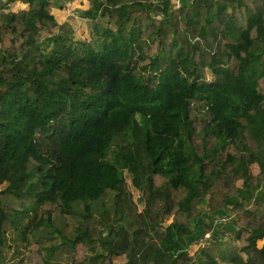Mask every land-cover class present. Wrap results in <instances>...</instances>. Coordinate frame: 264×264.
Segmentation results:
<instances>
[{
	"label": "trees",
	"instance_id": "16d2710c",
	"mask_svg": "<svg viewBox=\"0 0 264 264\" xmlns=\"http://www.w3.org/2000/svg\"><path fill=\"white\" fill-rule=\"evenodd\" d=\"M86 1L83 37L0 0V260L54 264L34 233L59 209L67 264H264V0ZM227 212L243 255L191 252Z\"/></svg>",
	"mask_w": 264,
	"mask_h": 264
},
{
	"label": "rangeland",
	"instance_id": "374dc122",
	"mask_svg": "<svg viewBox=\"0 0 264 264\" xmlns=\"http://www.w3.org/2000/svg\"><path fill=\"white\" fill-rule=\"evenodd\" d=\"M5 1V0H1ZM56 5V8L60 6V4L64 5L63 9H56L57 14L59 16L60 21H73L75 33L77 36H83L86 37L89 35V29H90V19L88 17H82L81 13H84V11H87L91 4L87 2L86 0H74V1H68V0H50ZM179 2L183 0H178ZM20 4V3H19ZM260 153H264V147L260 148ZM254 172H258V165H254L253 168ZM131 191L134 197V200L137 202L139 193L137 190L131 186ZM108 192L103 195L102 202L100 201V204H104L106 206H110L113 202L112 200V191L107 190ZM83 203H79L78 210L82 211L83 209ZM101 205H95L98 209ZM140 208L142 207L141 204H139ZM248 208L254 209L255 205L253 203H250L248 205ZM37 219L40 217H47V214H43L42 206L39 207L37 210ZM208 220L211 224H214L215 226H218L220 224L219 229L217 227L213 231H209L210 235L214 234L216 232L215 238H206L207 232L204 234L203 242L200 245L193 244L191 247V252H193L198 257L205 259V255H211L212 257H216L220 259L221 261L227 263L231 262L233 257L237 255H243L241 251L239 250V244L237 240L234 237V234L232 232V227L229 224H222L224 221L228 223L230 219H232L233 213L230 215L227 212V215L223 216L222 218H214L213 219V213L207 214ZM52 221L49 223H44L39 227V230H36L34 233L35 239L38 240L42 245V254L45 256L48 255V251L50 256H48L49 260L54 264H67L70 261V258L72 256V251L69 250L67 245L62 244L61 238L63 235L67 237H73L75 234V229L79 225L80 217L75 214H64L59 209L54 210L52 212ZM222 225L224 227H222ZM208 231V229L206 230ZM221 231L224 232L226 237L223 241H220L219 238L222 236L220 235ZM199 232V231H198ZM197 234L194 235L192 239L197 238ZM14 237L13 235H8V241L13 242ZM264 240L259 241V246L262 245ZM14 244V243H13ZM16 245V244H14ZM11 249H7L8 253H6V260H0V264H26V251L24 248V243L21 244L17 248V246H14ZM108 248L104 245H96V252L98 254H106ZM101 260L100 257L96 258L94 263H98ZM115 261L119 263H123L125 261V257H115ZM4 261V262H3Z\"/></svg>",
	"mask_w": 264,
	"mask_h": 264
},
{
	"label": "built area",
	"instance_id": "2783aa9c",
	"mask_svg": "<svg viewBox=\"0 0 264 264\" xmlns=\"http://www.w3.org/2000/svg\"><path fill=\"white\" fill-rule=\"evenodd\" d=\"M177 3H179V1L177 0ZM206 236V238H209L210 237V233L209 232H207V234L205 235Z\"/></svg>",
	"mask_w": 264,
	"mask_h": 264
},
{
	"label": "water",
	"instance_id": "95a60500",
	"mask_svg": "<svg viewBox=\"0 0 264 264\" xmlns=\"http://www.w3.org/2000/svg\"><path fill=\"white\" fill-rule=\"evenodd\" d=\"M157 8H160V6H157Z\"/></svg>",
	"mask_w": 264,
	"mask_h": 264
}]
</instances>
